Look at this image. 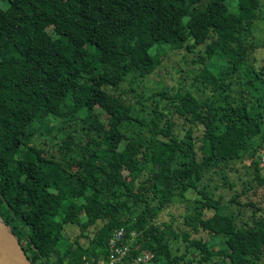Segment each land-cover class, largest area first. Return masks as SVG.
<instances>
[{
  "label": "trees",
  "instance_id": "trees-1",
  "mask_svg": "<svg viewBox=\"0 0 264 264\" xmlns=\"http://www.w3.org/2000/svg\"><path fill=\"white\" fill-rule=\"evenodd\" d=\"M261 17V0H0V219L33 264L106 259L119 227L138 264H264ZM176 49L199 50L186 85L130 104L122 85ZM248 150L233 214L241 193L203 180ZM175 199L183 224L159 218Z\"/></svg>",
  "mask_w": 264,
  "mask_h": 264
},
{
  "label": "rangeland",
  "instance_id": "rangeland-1",
  "mask_svg": "<svg viewBox=\"0 0 264 264\" xmlns=\"http://www.w3.org/2000/svg\"><path fill=\"white\" fill-rule=\"evenodd\" d=\"M261 1L264 4V0ZM234 5L235 3H231L232 7H234ZM196 17L197 16L194 15L195 19ZM256 26L257 28L255 40L259 44V47L255 48L252 51V54L260 61H264V17L258 18ZM199 48L201 49V46H199ZM198 55V49H196L195 52L187 51L184 54L176 49L175 53H173L171 56H166L165 58H163V61L160 66L155 68L152 72L148 73L147 75L141 78H138L136 82H133L131 84L125 82L122 85V88L128 93L127 95L130 99V104L135 101L134 93L146 95L150 94L153 90L158 88V86H165L169 88L171 86H178L180 83L186 85V75L192 74V72H194L198 66L197 63L193 62V58L197 57ZM192 90L199 95H203L205 93L208 94V89L201 83L199 85L194 84ZM140 111L144 112V109H140ZM238 138L239 135L235 131L230 132L226 136V140L229 142L231 149H233L236 145ZM258 138L260 137H256V139ZM249 153L250 150L244 153L242 157L232 159V161L229 162L227 165H224L222 168L217 169V172H214L213 170V172H211V174L213 175L212 178L206 176L203 180V182H209L208 188L210 190L214 188L213 185H217V191L215 190L216 193L220 192L224 196H226V198H229L233 193H241L238 196V201L240 203L236 202V200L226 201V210L232 212L233 214H236L238 207L244 208V203L246 202L247 194L250 196V198H254V196H252L251 189L247 190L245 194L242 193L246 186V184H244V181L250 176L251 170H253V165L251 163ZM259 153L260 155H262L263 150L259 152L257 151L256 155ZM260 165L262 166L261 172L264 174V156H262L260 159ZM224 179H227L228 182L231 184H224ZM187 194L190 199L195 196V193ZM257 205H260V203H257ZM106 207L114 212L118 211L117 207L111 202L106 203ZM248 209L249 208L246 209V212L248 211ZM184 211H186L184 203L179 199H175L168 206L159 209V218L168 219L169 213H171L175 216V225L183 224L181 215ZM202 225L205 226L206 222L202 221Z\"/></svg>",
  "mask_w": 264,
  "mask_h": 264
},
{
  "label": "built area",
  "instance_id": "built-area-1",
  "mask_svg": "<svg viewBox=\"0 0 264 264\" xmlns=\"http://www.w3.org/2000/svg\"><path fill=\"white\" fill-rule=\"evenodd\" d=\"M127 229L124 227L116 228L108 240V255L106 259L99 261L91 258L85 260L83 264H138L150 259L149 250H142L134 254L131 250L130 241L136 235V231L130 230V235L126 236Z\"/></svg>",
  "mask_w": 264,
  "mask_h": 264
},
{
  "label": "water",
  "instance_id": "water-1",
  "mask_svg": "<svg viewBox=\"0 0 264 264\" xmlns=\"http://www.w3.org/2000/svg\"><path fill=\"white\" fill-rule=\"evenodd\" d=\"M0 264H33L18 237L0 219Z\"/></svg>",
  "mask_w": 264,
  "mask_h": 264
}]
</instances>
